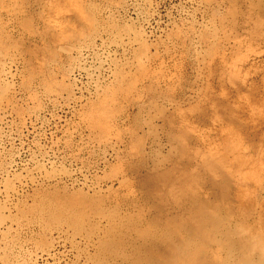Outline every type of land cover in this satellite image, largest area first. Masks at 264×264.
I'll return each mask as SVG.
<instances>
[{"label": "rangeland", "instance_id": "rangeland-1", "mask_svg": "<svg viewBox=\"0 0 264 264\" xmlns=\"http://www.w3.org/2000/svg\"><path fill=\"white\" fill-rule=\"evenodd\" d=\"M0 264H264V0H0Z\"/></svg>", "mask_w": 264, "mask_h": 264}]
</instances>
